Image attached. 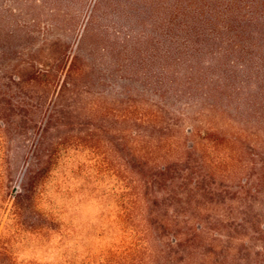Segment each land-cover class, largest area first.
<instances>
[{"label":"rangeland","instance_id":"rangeland-1","mask_svg":"<svg viewBox=\"0 0 264 264\" xmlns=\"http://www.w3.org/2000/svg\"><path fill=\"white\" fill-rule=\"evenodd\" d=\"M232 1L0 0V50L3 53L0 68L4 70L0 73L3 76L0 89L4 93L0 100L3 101L2 109L6 111L1 116L4 120L10 118L29 125L31 120L42 121L47 110L57 106L66 109V112L74 107H84L81 118L68 116L65 119L68 121L70 118L71 122L76 123L99 120L119 124L122 116L120 110L124 112L126 107L131 108L133 116L140 117L142 110L147 112L152 104L162 106L164 102L168 37L178 41L175 49L179 48L177 52L183 60V53L188 48H199L198 43L215 46L216 43L208 41L210 36L203 31L213 33L216 26L208 20L214 10L220 24L230 17L233 19L234 14L228 13L234 7ZM240 1L239 11L235 6V12L238 11L235 16L239 17V21H233V31H238L242 18L264 12L259 10L258 0ZM260 8L263 7L260 5ZM225 14L228 15L226 19ZM195 29L200 31L199 36ZM11 30L20 35L10 33ZM129 35H134V39L128 41L126 37ZM256 41L254 39L252 43ZM56 43L63 44L62 48L69 55L80 50L86 54L94 53L100 67H105L80 77L78 86L74 88L75 93L67 92L59 96L58 86L64 78L62 72L51 80L45 78L50 83L30 78L33 65H46L43 67L45 70L57 72L62 62L61 57L56 60L61 55ZM244 43H249L248 38L242 40V45ZM226 48L233 53H227L228 56L224 57L207 53L204 59L193 60L195 66H191L194 71L199 68L202 76H205V68L209 70L208 66L213 61L211 74L231 76L229 84L232 88H237L244 81L247 86L233 95L232 105H242L244 109H241L239 120L251 125L245 126L246 132L238 143H207L208 153L204 155L213 161V193L194 195L192 209H180L184 212L180 219L189 216L232 219L262 213L264 183L250 194L248 189L241 187V178L247 176L245 165L252 168L264 158V101L261 105L254 104L250 97V94L259 91L257 82H264V56H260L257 49L252 50L262 58L253 68L252 63L239 59L242 56L236 55L238 48L235 45L230 43ZM106 66L112 67L113 71L105 72ZM195 82L198 91L202 83L198 79ZM129 90L140 92L128 97L125 92ZM230 91L226 90V93ZM193 100L196 103L201 101L199 96ZM90 105L103 108L95 120L89 119L87 109ZM248 105L252 108L249 111L245 109ZM216 116L214 114L207 118L214 120ZM223 122L232 126L228 127L230 132H235L239 125L228 117L220 120V123ZM87 126L70 125L61 132V136H67L68 143L75 141L73 145L68 144L66 156L72 160L70 167L82 174L85 204L79 206L80 198L73 199L67 226L60 228L57 222L53 223L55 232L51 233L50 230L49 237L44 238L37 234L33 218L14 221L13 216H6L12 205V194L19 187L27 162L38 143L39 132L37 128H27L26 132L22 128H13L10 132L9 127L2 126L0 119V176L10 162H14V159L18 162L12 181L6 182L5 179V184H2L0 179V187L5 185L4 190H0V248L8 252L0 256V263L12 260L16 264H148L151 260L150 250L142 240L149 230L140 222L141 216H118L120 206L133 198V191L128 190L132 186L131 179L127 173L120 172L117 154L108 151L104 134L98 132L89 139L90 136H86ZM253 133L256 135L252 136ZM78 134H82L80 138H70ZM178 142L171 147L175 150L179 148ZM170 150V146L163 147L154 155L171 154ZM249 173L258 177L260 169H251ZM252 204L253 208L249 210L248 205ZM58 231H64V235L59 236Z\"/></svg>","mask_w":264,"mask_h":264},{"label":"trees","instance_id":"trees-1","mask_svg":"<svg viewBox=\"0 0 264 264\" xmlns=\"http://www.w3.org/2000/svg\"><path fill=\"white\" fill-rule=\"evenodd\" d=\"M241 3L240 0L231 2L234 7L228 13L234 14L233 19L230 17L222 24L215 10L212 12L208 21L216 27L213 33L204 31L203 33L210 36L207 38L208 41L212 40L216 43L215 51H213L215 46L211 47L209 43L208 46L198 43L199 48L195 50L188 48L183 53L185 55L183 60L177 52L179 48L175 49L179 45L178 41L168 37L164 76L167 84L164 88V102L161 103L162 106L152 104L147 112L142 110L140 117L133 116L131 108L126 107L124 112L120 110L122 116L119 124L105 123L95 120L102 113V106L90 105L88 109L86 108L91 117L89 119L95 121L76 123L71 122L70 118L68 121L65 119L68 116L81 118L84 107H74L66 112L64 111L66 109L53 106L47 110L42 121L31 120L28 125L10 118L4 120L1 114L6 111L2 109L3 101L0 100L2 126L9 127L10 132L13 128H22L23 132H26L27 128H37L40 135L36 148L27 162L21 183L12 194V205L6 216H13L14 221L33 218L37 234L44 238L49 237L50 230L51 233L55 232L53 223L57 222L60 228L67 226V216H69L68 212L73 199L80 198L78 205L81 206L85 204V197L84 185L81 181L82 174L70 167L72 160L66 156L69 145H73L75 141L68 143L67 136H61V132L70 125L88 124L86 136H90L89 139H91L98 132L103 133L104 144L108 147V151L117 154L120 172L127 173L131 179L132 186L128 190L133 191V198L127 199L120 206L118 216H141L140 222L144 223L149 230L142 238L151 253L148 264H264V202L261 208L262 213L253 216H238L232 219H204L195 216L179 218L184 213L180 209H192L194 195L200 192L213 193L211 182L213 161L204 155L208 153L207 143L211 145L238 143L246 132L248 127L246 125H251L250 122L243 123L239 120L241 109H244L241 108L242 105L240 103L235 107L232 105L233 95L245 90L247 84L244 81H241L237 88H232L229 84L231 76L224 73L218 76L211 74L213 61L208 66L209 70L204 66L208 73L206 75L204 72V77L199 68L194 71L192 67L195 66L193 60L204 59L207 53L212 56L221 55V57L228 56L227 53H233L226 48V45L230 43L238 48L235 52L236 55L242 56L239 59L252 63L253 68H256L255 63L258 60L261 62L260 56H264V40H261V37H264V12L259 11L249 18H242L238 31H233L234 22L239 21V17L235 15ZM257 4L259 10H264V0H258ZM260 5L263 8H260ZM235 6L238 8L237 12H235ZM227 17L228 15L225 14L224 18ZM229 23L232 24L229 25ZM195 31L199 36L200 31L196 29ZM232 32L235 33L230 36ZM133 36L129 35L126 39L131 41L134 39ZM247 38L249 43L242 45V40ZM254 39L257 41L252 43ZM55 46L61 54L55 58L59 60L61 57L62 62L57 72L45 70L43 67L46 65L40 64L38 67L33 65L34 69L30 73V78L33 81L42 80L47 83V80L57 77L58 72H62L64 78L58 86L59 96L67 92L75 93L74 88L78 86L77 80L80 77L93 70L96 72L102 67L94 53L86 54L80 50L69 55L67 50L62 48L63 44L56 43ZM253 49L259 50L260 56H256L257 53L254 54ZM2 57L3 53L0 50V62ZM262 60L264 68V59ZM105 69V72L113 71L109 66ZM3 72L4 70L0 68V73ZM2 79L3 76L0 75V81ZM197 79L202 83L198 91L195 86ZM263 83L257 82L256 86H260L259 91L250 94L252 96L249 95L252 97L251 100L255 101L254 104H263ZM201 88H204L203 91ZM226 90H231V93H226ZM138 92L140 91H135L136 94ZM135 93L129 90L125 92V95L132 97ZM2 95L4 93L0 89V96ZM198 96L201 101L196 103L193 99ZM220 100L222 101L219 103ZM239 100L241 101V98ZM250 107L251 105H248L245 109L249 111L252 109ZM137 109L138 107L135 110ZM214 114L217 115L214 120L207 118ZM262 115L264 117V111ZM225 117L234 119L239 124L235 132H230L229 128L232 126L228 123H220V120H224ZM186 124L190 125L186 126ZM81 135H73L70 138L76 140ZM251 135L254 136L256 133ZM174 136L176 138L171 139ZM175 142L179 144L176 150L171 147ZM167 146H170L171 154L154 155L155 151ZM17 164L16 159L8 164L5 173L0 176L2 184H5V179L6 182L12 181ZM254 165L252 168L248 164L245 165V171H248L247 176L241 178L243 184L241 187L248 189L250 194L255 193L257 186L264 183V158L259 164ZM258 167L260 176L255 177L249 173V170H257ZM4 186H1L0 190H4ZM6 187L10 188L9 185ZM251 202L254 203V201ZM248 207L251 210L253 204ZM63 232L57 233L62 237ZM6 253L8 252L0 248V256ZM0 264L16 263L10 260Z\"/></svg>","mask_w":264,"mask_h":264}]
</instances>
